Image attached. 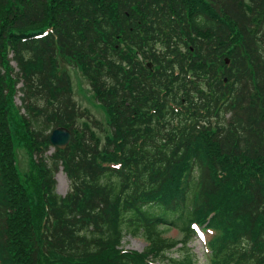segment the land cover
Wrapping results in <instances>:
<instances>
[{
  "label": "trees",
  "instance_id": "16d2710c",
  "mask_svg": "<svg viewBox=\"0 0 264 264\" xmlns=\"http://www.w3.org/2000/svg\"><path fill=\"white\" fill-rule=\"evenodd\" d=\"M192 222L264 264V0H0V264H200Z\"/></svg>",
  "mask_w": 264,
  "mask_h": 264
},
{
  "label": "rangeland",
  "instance_id": "374dc122",
  "mask_svg": "<svg viewBox=\"0 0 264 264\" xmlns=\"http://www.w3.org/2000/svg\"><path fill=\"white\" fill-rule=\"evenodd\" d=\"M11 64L15 66V63L11 61ZM71 76V82L73 86V98L80 105L82 110H88L92 115H94L97 119L103 121V113L100 106L95 105V101L92 99L90 86L85 80V78L81 75L80 71L75 67L69 70ZM21 86V84H18ZM21 93H18L15 96V103L19 105L21 103L20 100ZM22 111V110H21ZM104 122V121H103ZM53 150V147L47 151V154H50ZM20 166L21 168H27V158L26 154L22 149L18 150ZM56 180V192L58 194L64 195L69 189V179L67 178L65 172L60 166L55 174ZM167 228V227H165ZM166 233L167 236L177 237L179 238L181 235L177 232L176 229H169ZM146 244V239L143 235L131 236L126 235L122 240V247L125 249H134V250H142ZM189 246L192 248L193 252L196 254L200 264H207L206 261V249L203 243L202 238H194ZM177 251H173L172 255H176ZM157 264H168V263H157Z\"/></svg>",
  "mask_w": 264,
  "mask_h": 264
},
{
  "label": "water",
  "instance_id": "95a60500",
  "mask_svg": "<svg viewBox=\"0 0 264 264\" xmlns=\"http://www.w3.org/2000/svg\"><path fill=\"white\" fill-rule=\"evenodd\" d=\"M147 65L150 66L149 63ZM71 138V130L65 126H59L52 129L51 133L49 134L48 140L55 147L63 149L70 142Z\"/></svg>",
  "mask_w": 264,
  "mask_h": 264
}]
</instances>
